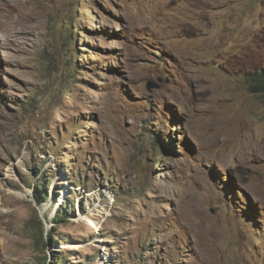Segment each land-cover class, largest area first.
Instances as JSON below:
<instances>
[{"label": "rangeland", "instance_id": "1", "mask_svg": "<svg viewBox=\"0 0 264 264\" xmlns=\"http://www.w3.org/2000/svg\"><path fill=\"white\" fill-rule=\"evenodd\" d=\"M262 72L264 0H0V264H264Z\"/></svg>", "mask_w": 264, "mask_h": 264}, {"label": "trees", "instance_id": "2", "mask_svg": "<svg viewBox=\"0 0 264 264\" xmlns=\"http://www.w3.org/2000/svg\"><path fill=\"white\" fill-rule=\"evenodd\" d=\"M57 33L59 32L58 30H56ZM60 33V32H59ZM253 81V87L258 88L259 86H261V88L259 90H257L256 92L260 91L261 89L264 88V72L259 73L257 76L252 77L251 78ZM255 88V89H256ZM34 198L36 200V203L38 206L42 205L43 203L46 202V192H44L43 194L41 193V191L39 190V188H37V190L35 191L34 194ZM56 217H58L57 219H55ZM45 218V217H44ZM55 218L53 221H57V222H68V218H63L64 220H60V217L58 216V212L55 215ZM36 219L38 221V224L40 225V229H41V237H42V241L44 242V246L48 247L51 246V244L53 243V236L51 232H48L47 234H45V227L42 223V220L40 219V217L36 216Z\"/></svg>", "mask_w": 264, "mask_h": 264}, {"label": "bare ground", "instance_id": "3", "mask_svg": "<svg viewBox=\"0 0 264 264\" xmlns=\"http://www.w3.org/2000/svg\"><path fill=\"white\" fill-rule=\"evenodd\" d=\"M15 27V26H14ZM261 114V113H260ZM89 223H90V225L92 226V227H95V222L93 221V220H91V219H89Z\"/></svg>", "mask_w": 264, "mask_h": 264}, {"label": "water", "instance_id": "4", "mask_svg": "<svg viewBox=\"0 0 264 264\" xmlns=\"http://www.w3.org/2000/svg\"><path fill=\"white\" fill-rule=\"evenodd\" d=\"M149 88H151V87H149Z\"/></svg>", "mask_w": 264, "mask_h": 264}]
</instances>
